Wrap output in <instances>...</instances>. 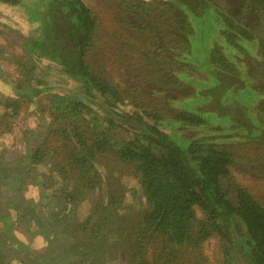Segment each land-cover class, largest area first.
Returning <instances> with one entry per match:
<instances>
[{"label":"trees","instance_id":"16d2710c","mask_svg":"<svg viewBox=\"0 0 264 264\" xmlns=\"http://www.w3.org/2000/svg\"><path fill=\"white\" fill-rule=\"evenodd\" d=\"M210 1L119 0L114 22L118 27L110 33L113 45L103 47L109 57L97 48L99 19L83 0H49L47 14L40 16L39 34L24 37L41 59L55 63L77 83V90L68 89V95L52 94L50 125L32 151V165L46 167L44 161L51 157L47 167L53 175L43 180L75 184L65 195L68 207L79 195L90 196V207L69 226L70 244L81 251V264L109 253L127 255L126 264H209L204 246L211 239L217 240L220 264H264V191L255 193L235 180L233 170L241 159L230 146L257 136L253 129L264 125V108L252 116L243 101L227 98L228 113L236 118L224 119L223 127H208L197 110L180 109L174 119H166L149 99L159 93L155 88L176 84L174 69L187 63L185 35L190 24L177 9L199 12L201 17L218 15L225 45L211 50L209 67L219 81L228 75L240 78L228 52L234 46V54L251 56L242 43L250 35L245 15H256L264 26V0H241L242 12L235 17ZM260 52L253 62L264 68V50ZM42 82L38 77L36 85L24 92L16 85L13 94L38 98L51 88L38 87ZM212 85L211 89L218 87ZM259 89L256 93L264 106V81ZM3 103L12 111L11 116L3 112V121L0 118L5 133L6 118L16 114L19 100L7 98ZM191 128L208 132L189 135ZM243 128L247 131L240 132ZM176 132L182 142L173 138ZM258 135L264 141V132ZM104 157L126 167L138 180L144 207L134 222L121 213L123 191L115 184L103 191L99 162ZM259 160L263 163L264 155ZM253 176L249 175L257 183Z\"/></svg>","mask_w":264,"mask_h":264},{"label":"rangeland","instance_id":"374dc122","mask_svg":"<svg viewBox=\"0 0 264 264\" xmlns=\"http://www.w3.org/2000/svg\"><path fill=\"white\" fill-rule=\"evenodd\" d=\"M48 1L21 0L18 6L0 2L2 121L3 112L10 116L12 112L10 107H5L4 100L7 98L19 100L16 114L6 118L8 129L5 133L2 121L0 122V264H81L84 261L79 248L70 244L72 230L69 226L75 219L81 217L80 214L85 208L90 207L92 204L90 196L83 193L76 200L80 202L77 206L74 202L68 207L65 195L75 184L72 182L67 184L60 179L48 182L43 180V177L53 175L52 170L47 167L51 157L47 156L44 161L46 167H43V164L32 165L34 161L32 151L41 144L50 125L52 115L48 108L54 99L52 94L68 95V89L77 90L76 82L63 74L55 63L41 59L24 39L31 33L38 35L41 31L40 16L47 14ZM83 1L99 19L97 48H100V54L104 53L105 56L107 50L103 47L107 49L108 45L112 44L110 33L118 27L114 22L118 16L116 2L119 0ZM151 1L159 4L167 0ZM210 2L229 16L235 17L242 12L241 0ZM177 12L186 16L187 23L190 24V29L185 35L187 63L177 65L174 69L176 84L155 88V93L159 92L157 94L148 90L149 94L152 93L149 98L152 107L160 109L164 117L171 120L174 119V113L180 109L197 110L207 123L206 126H222L220 124L224 123V119L225 122L234 121L232 115L235 114L228 113L230 105L225 103L228 98L229 102L243 101L248 109L246 113L255 116L264 108L259 103L263 99L256 93L264 81L262 77L264 68L256 67L253 62L256 56L261 55L260 50H264V26L261 25V20L259 21L252 13L245 15L244 23L250 35L246 37L248 41L242 40V43L250 51L251 56L243 53L234 54L236 49L234 46L231 47L228 54L234 57L240 78L228 75L224 76L225 81L222 82L219 81V75L209 67L211 50L217 49L219 45L221 50L224 48L222 45H225L220 34L222 24L218 20V15L214 13L207 16L203 13L201 17L199 12L193 14L182 12L181 9H177ZM121 40L123 38L118 42ZM227 48L230 49V46ZM107 55L105 57H109ZM32 66L35 67L33 70ZM41 66H45L46 70L41 69ZM38 77L43 81L38 87H51L49 91L43 92L35 99L13 94L12 87L21 85L22 87L16 86L18 90L27 91L36 85L34 81ZM124 79L138 82L135 77L126 76ZM216 79L218 82L213 84ZM211 85L218 87L211 89ZM158 89L161 91H157ZM234 104L237 109L245 110L241 103ZM198 129L191 128L189 135L208 132L205 128ZM253 130L257 131V136L251 137V141L236 140L234 143L230 142L232 144L230 146L240 154L241 159V164L236 163L238 168L234 167L233 170L235 180L248 186L255 193H260L264 191L262 174L264 161L262 163L259 160L260 156L264 155V141L258 134H263L264 125L261 124ZM244 131H247V128L240 130ZM173 138L177 140L176 142L183 141L177 132L173 134ZM99 172L104 178L102 181L104 193L107 192V186L112 184H115L119 191H123L121 213L132 222L142 216L144 206L137 178L132 176L126 167L108 157L100 160ZM249 175L257 176V183ZM204 253L209 264H218L222 259L216 239L206 243ZM127 260V255L117 256L109 253L104 258L101 255L93 256L84 263L126 264Z\"/></svg>","mask_w":264,"mask_h":264}]
</instances>
